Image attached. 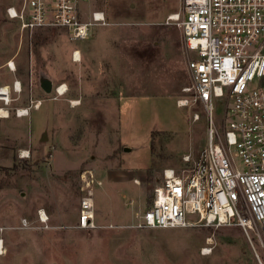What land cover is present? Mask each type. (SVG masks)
<instances>
[{"label":"rangeland","instance_id":"374dc122","mask_svg":"<svg viewBox=\"0 0 264 264\" xmlns=\"http://www.w3.org/2000/svg\"><path fill=\"white\" fill-rule=\"evenodd\" d=\"M80 1L86 12L104 11L108 23L70 39L59 27L22 30L6 13L21 0H0V86L9 88V102L0 100V264H264L257 223L247 231L133 227L163 169L180 168L184 154L205 146L206 112L186 89L181 29L167 22L181 0ZM42 77L52 82L50 93ZM182 98L188 105L176 104ZM22 107L29 113L17 116ZM222 115L223 101L213 99L219 130ZM91 171L100 181L93 186L97 226L81 228L80 174L86 193Z\"/></svg>","mask_w":264,"mask_h":264},{"label":"built area","instance_id":"2783aa9c","mask_svg":"<svg viewBox=\"0 0 264 264\" xmlns=\"http://www.w3.org/2000/svg\"><path fill=\"white\" fill-rule=\"evenodd\" d=\"M80 3L21 0L18 7L7 6L6 13L19 20L22 30L59 27L70 39H81L92 26L108 22L104 11L86 12ZM167 22L181 29L191 78L186 89L206 112L205 146L196 156L184 154L180 168L163 169L162 180L151 189L149 205L136 212L133 227L237 225L247 231L257 223L264 230V0H181ZM73 57L79 58L77 51ZM5 87L0 86V100L8 103ZM13 89L20 90L19 81H14ZM213 99L223 101L220 130L212 118ZM188 103L187 98L176 101L178 106ZM28 110L16 108L15 114L24 116ZM192 118L199 114L193 112ZM91 177L84 193L80 174L77 226L81 228L97 226L93 186L100 181L94 180L92 171ZM37 218L47 223L43 210Z\"/></svg>","mask_w":264,"mask_h":264},{"label":"water","instance_id":"95a60500","mask_svg":"<svg viewBox=\"0 0 264 264\" xmlns=\"http://www.w3.org/2000/svg\"><path fill=\"white\" fill-rule=\"evenodd\" d=\"M39 85L46 93H50L52 90V82L46 77L40 78ZM41 139H45L44 134L41 136Z\"/></svg>","mask_w":264,"mask_h":264},{"label":"bare ground","instance_id":"6f19581e","mask_svg":"<svg viewBox=\"0 0 264 264\" xmlns=\"http://www.w3.org/2000/svg\"><path fill=\"white\" fill-rule=\"evenodd\" d=\"M8 64L11 65V67H13L11 61H10ZM16 85H17V83H16ZM5 89L7 90L8 88L5 87L4 90H5ZM57 91H59V94H62V93L65 91V88L61 85V87H59ZM6 98H7V97H6ZM2 99H5V97H2ZM7 99H8V98H7ZM74 103H76V101H74ZM2 109H3V108H1L0 112H1L2 115H5V113H4L5 111H3ZM21 111H22V109L19 110V112H21ZM2 112H3L4 114H3ZM90 177H91V173H90ZM91 178H92V177H91ZM88 186H89V185H88ZM88 186H87V187H88ZM87 192H88V189L86 190V193H87Z\"/></svg>","mask_w":264,"mask_h":264}]
</instances>
